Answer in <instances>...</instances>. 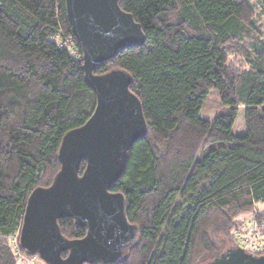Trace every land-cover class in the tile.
<instances>
[{"label": "trees", "instance_id": "1", "mask_svg": "<svg viewBox=\"0 0 264 264\" xmlns=\"http://www.w3.org/2000/svg\"><path fill=\"white\" fill-rule=\"evenodd\" d=\"M117 2L139 23L144 41L93 73L129 74L146 133L110 188L123 194L125 216L137 228L114 264H205L225 242L216 243L214 233L233 246L240 222L264 219L257 208L264 203V6ZM211 89L222 107L208 119L199 111ZM95 105L65 0H0V264L18 263L9 244L15 233L17 252L37 256L18 243L27 198L51 184L63 136ZM241 107L245 131L237 135L232 126ZM85 166L81 160L78 174ZM243 213L250 216L238 219ZM57 224L69 240L86 233L69 217Z\"/></svg>", "mask_w": 264, "mask_h": 264}, {"label": "water", "instance_id": "2", "mask_svg": "<svg viewBox=\"0 0 264 264\" xmlns=\"http://www.w3.org/2000/svg\"><path fill=\"white\" fill-rule=\"evenodd\" d=\"M65 7L96 105L83 125L63 136L60 168L51 184L35 188L27 198L18 243L46 264H114L135 241L137 228L125 216L123 194L110 188L122 174L127 151L145 135L146 122L128 88V73L113 69L97 75L93 70L120 49L141 45L144 35L117 0H65ZM81 160L86 166L78 174ZM61 217L73 219L85 235L64 238L57 224ZM205 264H264V254L230 246Z\"/></svg>", "mask_w": 264, "mask_h": 264}, {"label": "built area", "instance_id": "3", "mask_svg": "<svg viewBox=\"0 0 264 264\" xmlns=\"http://www.w3.org/2000/svg\"><path fill=\"white\" fill-rule=\"evenodd\" d=\"M237 230L233 232V242L235 246H239L244 251L251 253L255 256L264 254V219L257 220L256 218H249L240 222ZM16 237V235H15ZM17 238V237H16ZM10 247L14 255L20 259L22 256L17 252V239L14 236L9 238ZM34 257V258H33ZM39 260V259H38ZM35 256L26 257V260L21 264H37Z\"/></svg>", "mask_w": 264, "mask_h": 264}, {"label": "rangeland", "instance_id": "4", "mask_svg": "<svg viewBox=\"0 0 264 264\" xmlns=\"http://www.w3.org/2000/svg\"><path fill=\"white\" fill-rule=\"evenodd\" d=\"M248 1H250L257 8H259V6H264V0H248ZM221 107H222V105L220 103L217 90L211 89V90H209V92L206 95V98L203 101L202 107L199 111V115L203 118L211 119L214 115H216L218 113V111L220 110ZM244 131H245V127H244V121H243V108L241 107V108H239V110L237 111V114L235 116L234 123L232 126V132H233V134L239 135V134L244 133ZM257 208L260 211H264V203H261V202L258 203ZM248 216H250V213H245V214L243 213L240 215V217L238 219H242V218H245ZM15 235H16V233L13 235L14 239L16 240L17 238L15 237ZM213 237L215 238L216 243L219 241L223 242L225 240L224 245L220 249V250H222V252H224L226 249H228L230 247V243H228V241L226 240L223 232H221V231L216 232L213 234ZM21 255H23V254H21ZM20 257L21 258L18 259L17 264H21V262L26 260V256L23 255ZM35 258L38 261V262H36L37 264H42L43 261L39 257L35 256ZM201 264H204V263H201Z\"/></svg>", "mask_w": 264, "mask_h": 264}]
</instances>
